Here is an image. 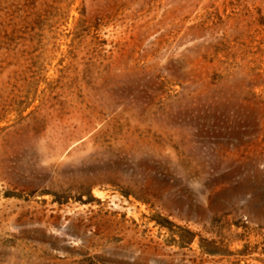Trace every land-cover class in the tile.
<instances>
[{"label":"rangeland","instance_id":"obj_1","mask_svg":"<svg viewBox=\"0 0 264 264\" xmlns=\"http://www.w3.org/2000/svg\"><path fill=\"white\" fill-rule=\"evenodd\" d=\"M0 264H264V0H0Z\"/></svg>","mask_w":264,"mask_h":264}]
</instances>
